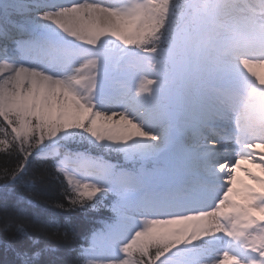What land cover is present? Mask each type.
Masks as SVG:
<instances>
[{"label":"snow or ice","instance_id":"1","mask_svg":"<svg viewBox=\"0 0 264 264\" xmlns=\"http://www.w3.org/2000/svg\"><path fill=\"white\" fill-rule=\"evenodd\" d=\"M0 157V264H264V0H0Z\"/></svg>","mask_w":264,"mask_h":264},{"label":"trees","instance_id":"2","mask_svg":"<svg viewBox=\"0 0 264 264\" xmlns=\"http://www.w3.org/2000/svg\"><path fill=\"white\" fill-rule=\"evenodd\" d=\"M10 163L6 161L3 157H0V167L5 166V164ZM43 172V169L38 165H33L31 174L40 175ZM55 181H50L49 177L45 175L44 181L38 185V188L41 192V197L39 198L37 205L35 208L31 209L33 212L38 213H48L56 215L58 218H70V227L72 230V238L68 240H64L58 237H50L48 239V243L58 248L62 254V259L65 261H71L73 259L72 249L76 247L77 240L79 239L80 235L88 230H90L98 220L97 218L100 216L105 215V213H96V214H89L83 215L78 212L68 213L66 211H62L56 209L48 203L49 200L56 198V191H55ZM20 194L28 195V193L24 192L22 189L19 190ZM0 222H2V214H0ZM93 225V226H92ZM7 259L2 252H0V260Z\"/></svg>","mask_w":264,"mask_h":264}]
</instances>
